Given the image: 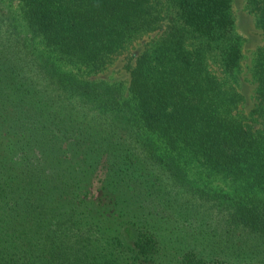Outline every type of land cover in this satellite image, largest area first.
I'll use <instances>...</instances> for the list:
<instances>
[{"label": "trees", "instance_id": "trees-1", "mask_svg": "<svg viewBox=\"0 0 264 264\" xmlns=\"http://www.w3.org/2000/svg\"><path fill=\"white\" fill-rule=\"evenodd\" d=\"M232 3L0 0V264H264V0L249 112ZM155 31L127 94L90 77Z\"/></svg>", "mask_w": 264, "mask_h": 264}, {"label": "rangeland", "instance_id": "rangeland-1", "mask_svg": "<svg viewBox=\"0 0 264 264\" xmlns=\"http://www.w3.org/2000/svg\"><path fill=\"white\" fill-rule=\"evenodd\" d=\"M247 0H233V11L236 16V30L244 37V58L242 60V73L240 88L246 95L245 110L247 112L255 104V89L256 83L253 81L251 67L255 57V53L259 47L263 45L262 30L256 24V17L250 13L246 6ZM13 9L16 13L17 1L14 2ZM173 10V1H172ZM158 32H150L141 39L131 44L128 49L119 55L110 65L98 73H92L91 78L103 80L110 84H120L125 89L127 94L130 78L131 68L136 58L143 53L148 47L149 43L154 39L159 38ZM218 66V65H217ZM66 70L72 69V66H62Z\"/></svg>", "mask_w": 264, "mask_h": 264}]
</instances>
